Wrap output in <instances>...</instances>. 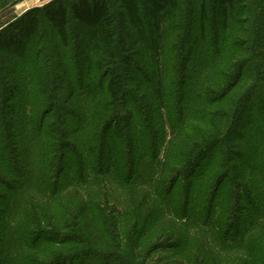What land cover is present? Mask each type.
<instances>
[{
  "label": "trees",
  "instance_id": "trees-1",
  "mask_svg": "<svg viewBox=\"0 0 264 264\" xmlns=\"http://www.w3.org/2000/svg\"><path fill=\"white\" fill-rule=\"evenodd\" d=\"M234 24L247 26L244 44L227 39L241 34ZM259 40L264 0H52L2 29L0 205L15 199L8 210L24 230L0 233V264H138L179 247V212L237 253L232 264H264ZM239 51L246 55L234 59ZM245 71L253 83L231 95ZM136 124L153 141L151 163L169 135L160 171L147 162L161 208L147 186L133 184ZM25 135L40 179L21 169ZM67 165L72 182L62 176ZM248 172L260 181L254 194ZM22 186L42 199L20 203ZM171 259L208 264L210 253L203 245Z\"/></svg>",
  "mask_w": 264,
  "mask_h": 264
},
{
  "label": "rangeland",
  "instance_id": "rangeland-1",
  "mask_svg": "<svg viewBox=\"0 0 264 264\" xmlns=\"http://www.w3.org/2000/svg\"><path fill=\"white\" fill-rule=\"evenodd\" d=\"M52 0H0V31H2V29H7L9 28V26L11 25V23H13L14 21H16L20 16H22L25 12L34 9L36 7H42L45 4L51 2ZM141 6H143V2L140 3ZM235 27H239L241 29V34H234L232 37H227V39L232 40L233 42H246V40H248V38L245 36L244 34V30L246 31L247 26L244 24H239L236 25L234 24ZM214 39V38H211ZM257 40V39H255ZM232 42V43H233ZM255 44V43H254ZM255 46H259V52L263 53L264 52V45L262 44V42L259 40L256 42ZM247 48H252L250 47V45L246 44ZM243 50V49H241ZM253 52H258V48H252ZM231 52V51H230ZM247 52H250L249 50ZM258 52V53H259ZM233 54V58L234 59H241L244 58V56L246 54L242 53L241 51H239L237 54ZM259 77V75H258ZM264 77V75H263ZM253 81L251 79L250 76V72L248 71L246 73H243L242 78L239 82V85L232 91L233 93L231 95H241L245 92L246 88L252 84ZM20 99L22 100V94H17L16 95V101L19 102ZM26 102V100L23 102V104ZM134 121L136 122V120L134 119ZM137 123V122H136ZM138 124V123H137ZM134 125V131L136 134V145L134 148V153H135V157H136V161H137V167H136V174L134 176V180H133V184H136L138 186H147L156 196H155V200H156V204L161 208L162 204L160 203V199L157 195V187H156V181L157 178L155 180V186L149 185L147 182L148 176H149V170L147 168L148 163L147 162H152L149 159L150 156V151L151 148H153V141H151V139L148 137L147 140H145L144 136L142 135L141 131H140V126ZM168 132L165 133V135H163V139L161 137V144L158 152H157V156H156V161H154V163H151L152 166L154 167V171L157 173L158 171H160L161 165L163 164V160H164V151H165V145H166V141L168 140ZM135 138V137H134ZM141 138H143L145 140V142L143 143L142 140H140ZM23 144L21 146V149L19 150V159H20V163H22L21 169L23 170V172H26L27 169L30 168V170L34 171L37 169L36 171V177L37 179L41 178V172L39 171V158L36 155V153L33 151V147L28 139V137L25 135V140L23 141ZM150 150V151H149ZM75 155V160L76 159V154ZM152 155V153H151ZM67 156H69V152H67ZM68 165L66 166V170L64 171V173L62 174V176H67V172H68ZM155 173V174H156ZM248 172V180L250 182V184L253 186V188H251L252 190V194L255 193V186L259 184V179L257 177H255V175L253 176H249ZM18 178V177H17ZM96 178H100V177H96ZM30 179V177H29ZM21 180V179H20ZM21 181L25 182V177L24 179H22ZM71 180V178L69 176H67L66 178V182H69ZM184 182V179L182 178L179 181V186H181ZM114 184V183H113ZM118 185L114 184L116 186L117 191L120 190V184L121 182L118 181L117 183ZM141 184V185H140ZM33 191V192H31ZM152 193V194H153ZM195 191H193V194L191 193L190 195V200H194L195 205H197V203L199 202L197 196L195 195ZM32 196L35 197L37 199H42V196H40V194H38L34 189H26L22 186L21 191H19L18 195H17V201H20V203L25 199L28 200V197ZM12 198V195H11ZM183 195H181L180 200H183ZM15 199L13 200H9L8 202V206L5 205H0V208H2L0 210V216L4 215L5 216V222L3 224L0 225V233H2L4 231L5 236H9L10 235V231L16 230L17 233H20L21 231L24 230V223L22 220L17 221L21 215L19 217H17V219H14V217L10 214L9 210H13L10 209L11 205H16L14 204ZM205 198L204 196L201 197V206H204L205 204ZM9 208V210H8ZM182 210V209H181ZM219 208L217 205V209H216V216L214 217L215 219H217V214H218ZM183 212V211H181ZM167 213V212H166ZM168 214V213H167ZM169 215V214H168ZM170 216V215H169ZM169 216H165L163 217L164 219L169 218ZM171 217H173L171 215ZM174 221L176 222V227L179 226L180 229V235H181V239L179 241V247H177L176 249L173 250H169V249H160L154 253H152L149 257L144 258L143 261L139 260L138 264H169L170 261L172 262L171 256L175 255L176 257H185L188 254H194L197 253L198 250H200V248L205 245L206 247V251H207V256H209L210 253V259L208 261V264H232V258L234 256L237 255V253L235 255H233V253L231 251L228 250H222V247L224 245H222L221 243H219L218 241L215 240L214 237H212L209 233L212 232H206V231H200L199 229H197V227H195L192 223V221H189L188 219L184 218L183 214L179 212L178 214V218H174ZM246 220L248 219V217L245 218ZM261 220H263L262 225L259 227L262 230L258 231L259 236L262 235V232H264V217L261 218ZM260 220V221H261ZM165 222V221H164ZM227 223V221H225ZM169 224V222H168ZM221 224H223V222H221ZM243 224V223H241ZM256 226V224H255ZM244 226L240 227V234H243V237H246L247 235H245V229H243ZM242 238V237H241ZM204 240H206L207 242H205ZM199 241H201L202 245L199 246ZM124 247L125 246V242H124ZM225 247V246H224ZM107 251H101L103 253H107L109 254V256H123L126 257L125 254H123L122 252H117V250L115 249H111V248H107ZM126 252V249L124 250ZM18 252L20 254H23V249H18ZM179 253V254H177ZM16 257V256H15ZM12 258H14L12 256ZM115 264V263H114ZM133 264H137L135 261H133ZM173 264V263H170Z\"/></svg>",
  "mask_w": 264,
  "mask_h": 264
}]
</instances>
